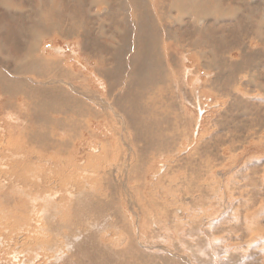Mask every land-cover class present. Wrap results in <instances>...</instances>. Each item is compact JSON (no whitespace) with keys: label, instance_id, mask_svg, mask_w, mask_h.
Instances as JSON below:
<instances>
[{"label":"rangeland","instance_id":"374dc122","mask_svg":"<svg viewBox=\"0 0 264 264\" xmlns=\"http://www.w3.org/2000/svg\"><path fill=\"white\" fill-rule=\"evenodd\" d=\"M181 1L0 0V264H264V0Z\"/></svg>","mask_w":264,"mask_h":264},{"label":"bare ground","instance_id":"6f19581e","mask_svg":"<svg viewBox=\"0 0 264 264\" xmlns=\"http://www.w3.org/2000/svg\"><path fill=\"white\" fill-rule=\"evenodd\" d=\"M94 1V0H93ZM97 2H98V0H96ZM101 1V0H100ZM183 1V0H182ZM182 1H181V3H182ZM149 3V2H148ZM185 3V2H184ZM96 4V3H95ZM98 4V3H97ZM100 4H104L103 2L102 3H100ZM51 5V4H50ZM106 5V4H105ZM168 5V4H167ZM169 7V6H168ZM190 7H192V6H190ZM189 7V8H190ZM137 9H138V7H136ZM158 8V7H157ZM179 8V7H178ZM187 8V7H186ZM108 9V8H107ZM107 9L106 8H104V11L106 12L107 11ZM254 9V8H253ZM48 10V9H47ZM158 10V9H157ZM45 11V10H44ZM191 11V10H190ZM108 12V11H107ZM198 12V11H197ZM33 13V12H32ZM31 13V14H32ZM48 13V12H47ZM140 13V12H139ZM136 14V13H135ZM142 14H143V12H142ZM174 14V13H173ZM190 15V14H189ZM201 15V14H200ZM136 17V16H135ZM49 18V17H48ZM150 18V17H149ZM48 20H50V19H48ZM148 20V19H147ZM200 21V20H199ZM140 25V24H139ZM204 25V24H203ZM150 38V37H149ZM24 41V40H23ZM33 44V43H32ZM34 45H35V43H34ZM30 47V46H29ZM32 49V48H31ZM34 53V52H33ZM150 56V55H149ZM26 63V62H25ZM30 64V63H29ZM23 65V64H22ZM126 66V65H125ZM4 68V67H3ZM61 71V70H60ZM39 72V71H38ZM57 75V74H56ZM6 76V75H5ZM23 76V75H22ZM22 76H20V77H22ZM20 77H18L17 78V80H19V81H22V83H23V80L20 78ZM29 77V76H28ZM1 78V77H0ZM3 78V77H2ZM7 78V77H6ZM14 79V78H13ZM28 80V79H27ZM33 80V79H32ZM31 80V81H32ZM124 81V80H123ZM10 82V81H9ZM30 82V81H29ZM15 83V82H14ZM19 83V82H18ZM24 84H25V82H24ZM27 84V83H26ZM31 84V83H30ZM13 85V84H12ZM22 85V84H21ZM52 85V84H51ZM3 86V85H2ZM14 86H15V84H14ZM6 87V86H5ZM76 87L75 86H73V88L72 89H74V91L76 92V89H75ZM16 89V88H15ZM24 89V88H23ZM23 89H21V90H23ZM62 89V88H61ZM2 90V89H1ZM13 90V89H12ZM19 90V89H18ZM63 90V89H62ZM65 91V90H64ZM11 92V91H10ZM24 92H25V90H24ZM24 92H22L23 94H24ZM28 92V91H27ZM6 93V92H5ZM56 93V92H55ZM65 93V92H64ZM10 94V93H9ZM16 94V93H15ZM19 94V93H18ZM17 94V95H18ZM43 94V93H42ZM25 96V95H24ZM23 96V97H24ZM57 96H59V95H57ZM86 96V95H85ZM28 99V98H27ZM14 103V105H16V107L20 110L23 106H27L28 107V105H27V103L26 102H20V104H15V102H13V101H9V100H7V101H5V102H3V109L7 112L8 111V109H7V103ZM17 103V102H16ZM29 103V102H28ZM83 105V104H82ZM10 107V106H9ZM1 108V107H0ZM1 110V109H0ZM18 110V111H19ZM39 111V110H38ZM29 112H30V110H29ZM2 113H4V112H2ZM19 114H20V116L22 115L21 114V112L19 111ZM29 114V113H28ZM30 115V114H29ZM75 115V114H74ZM2 116V115H1ZM8 116V115H7ZM6 116V117H7ZM23 116V115H22ZM26 116V115H25ZM29 117V116H28ZM9 119V118H8ZM29 119L31 120V118L29 117ZM29 119H27V120H29ZM19 121H20V119H18ZM25 120V119H24ZM22 121V120H21ZM34 126V125H33ZM26 132H28V131H26ZM26 134V133H25ZM24 134V135H25ZM34 134V133H33ZM69 138V137H68ZM20 152V151H19ZM20 157V156H19ZM34 157V156H33ZM62 173V172H61ZM55 176V175H54ZM71 176V175H70ZM71 181V180H70ZM71 183V182H70ZM73 187V186H72ZM73 193V192H72ZM84 195V194H83ZM57 206V205H56ZM1 218V217H0ZM8 230H9V228H8ZM1 231V230H0ZM10 231V230H9ZM69 233V232H68ZM1 235V234H0ZM75 237V236H74ZM1 238V237H0ZM70 238V237H69ZM73 238V237H72ZM86 239V238H85ZM14 240V239H13ZM10 242V241H9ZM6 244V243H5ZM93 250V249H92Z\"/></svg>","mask_w":264,"mask_h":264}]
</instances>
